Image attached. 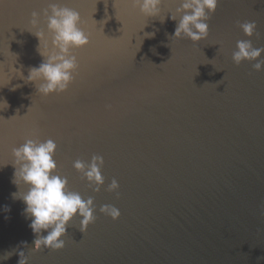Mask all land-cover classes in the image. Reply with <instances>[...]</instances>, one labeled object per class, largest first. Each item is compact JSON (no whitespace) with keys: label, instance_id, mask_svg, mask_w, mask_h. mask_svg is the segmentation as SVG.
I'll return each instance as SVG.
<instances>
[{"label":"water","instance_id":"95a60500","mask_svg":"<svg viewBox=\"0 0 264 264\" xmlns=\"http://www.w3.org/2000/svg\"><path fill=\"white\" fill-rule=\"evenodd\" d=\"M48 2L0 0V256L16 249L0 264H18L20 250L27 264H264V68L232 61L238 40L264 48V0H219L197 43L170 38L180 0L148 18L129 0H54L79 12L89 44L73 50V82L44 97L16 70L27 77L42 62L29 31L50 39ZM245 21L259 36L243 34ZM25 139L53 140L69 190L94 200L95 221L82 233L73 219L60 250H31L24 204L10 195L11 152ZM93 155L104 160L99 192L72 167Z\"/></svg>","mask_w":264,"mask_h":264},{"label":"clouds","instance_id":"9594fccd","mask_svg":"<svg viewBox=\"0 0 264 264\" xmlns=\"http://www.w3.org/2000/svg\"><path fill=\"white\" fill-rule=\"evenodd\" d=\"M133 8H138L145 17L160 15L162 0H129ZM219 0H180L179 7L168 19L177 21L170 38H186L193 43L206 39L209 34V24L212 14L215 13ZM46 18L47 31H29L39 41L37 52L42 62L28 70L27 77L16 70L25 82H39L36 91L40 96L64 92L73 82L74 73L78 68L77 58L73 50L89 44V34L81 27V16L74 9L62 6L54 0H49L47 8L42 10ZM179 17V19H177ZM163 23L164 18L160 19ZM32 28L38 24V13L33 11L29 21ZM145 26V25H144ZM239 27L246 37L251 38L256 32L255 21L239 23ZM155 32L145 33V37H154ZM232 53V61L239 65L242 61H256L252 67L255 71L264 68V60L258 58L264 53V48L253 47L251 39L238 40ZM219 71V70H218ZM224 79V77H223ZM222 79V81H223ZM9 82V81H8ZM219 83V82H218ZM14 90V89H13ZM6 109L9 105L6 100H0ZM56 143L47 139L43 142L37 139H25L19 147L12 149L13 175L11 183L18 191L11 193L13 200H20L24 204L22 215L30 223L28 227L34 234L32 251L41 247L52 251L60 250L65 246L64 236L67 235L69 223L79 217V230L84 233L87 226L96 219V209L91 196L83 198L80 193L68 188V178L57 172V163L54 159ZM104 160L102 156L93 155L89 162L76 159L72 163L73 169L81 174L93 192H99L105 183L101 173ZM119 184L115 178L107 186L109 192H116ZM6 211L10 209L5 206ZM99 212L116 220L120 211L115 206L101 205ZM42 233H46L43 235ZM26 246L27 242H21ZM16 249L0 256L6 260ZM18 264H27V256L23 250L16 252Z\"/></svg>","mask_w":264,"mask_h":264}]
</instances>
